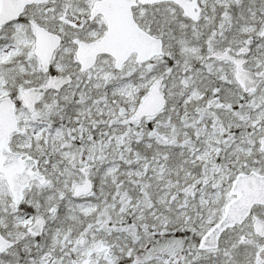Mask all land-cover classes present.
Listing matches in <instances>:
<instances>
[{
	"label": "snow or ice",
	"instance_id": "snow-or-ice-1",
	"mask_svg": "<svg viewBox=\"0 0 264 264\" xmlns=\"http://www.w3.org/2000/svg\"><path fill=\"white\" fill-rule=\"evenodd\" d=\"M0 264H264V0H0Z\"/></svg>",
	"mask_w": 264,
	"mask_h": 264
}]
</instances>
